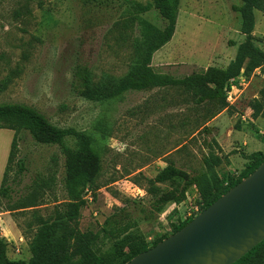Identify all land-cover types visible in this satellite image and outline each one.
Wrapping results in <instances>:
<instances>
[{
    "label": "rangeland",
    "instance_id": "1",
    "mask_svg": "<svg viewBox=\"0 0 264 264\" xmlns=\"http://www.w3.org/2000/svg\"><path fill=\"white\" fill-rule=\"evenodd\" d=\"M122 4L121 0L103 4L0 0V102L27 104L58 126L84 130L101 150L99 188L94 194L88 192L79 221L82 231L98 233L94 248L99 254L112 248L101 224L115 207L130 201V182L144 188L146 180L167 162L194 174L204 168V157L211 155L223 158L217 166L220 175L228 171L238 174L241 152L264 148V119L242 121L243 115L252 113L250 101L260 97L264 86L261 67L249 76L237 77L234 83L240 90H231L232 108L208 119L205 110L182 102L173 87L127 91L106 102L85 100L71 90V73L77 64L89 66L96 83L118 78L129 68L137 31L134 28L125 37L120 35V23L131 8L128 2ZM237 4L239 0H180L175 32L154 52L153 68L182 77L210 65L226 67L244 39L238 12L233 9ZM140 15L158 26L164 24L155 8ZM254 15L253 35L264 50V10L255 9ZM13 134L11 129L0 128V185ZM244 139L246 146L242 145ZM68 142L72 144V139ZM19 158L25 160L21 172L16 165ZM64 177L65 156L59 145L37 143L27 132L18 134L16 157L6 180L10 196H0V237L8 243L10 258L30 259L37 216H49L66 199ZM30 198L34 205L6 210L8 204ZM147 206L142 203L130 220L150 244L170 233L173 224L201 211L195 188L185 200L168 202L161 211Z\"/></svg>",
    "mask_w": 264,
    "mask_h": 264
},
{
    "label": "trees",
    "instance_id": "2",
    "mask_svg": "<svg viewBox=\"0 0 264 264\" xmlns=\"http://www.w3.org/2000/svg\"><path fill=\"white\" fill-rule=\"evenodd\" d=\"M103 4L105 0H90ZM130 3V10L120 23V35L137 31L132 45L134 58L127 71L118 78L94 82L92 70L86 64H77L72 69L70 87L79 97L94 102H106L120 97L127 91H142L153 88H176L181 101L199 110H205V118H212L232 106L227 100V91L235 84L237 77L250 75L257 67L264 73V50L255 42V9L264 10L263 0H239L233 5L238 12L239 31L244 39L238 43L234 57L226 67L207 66L182 77L157 72L152 64L155 51L165 45L173 36L179 12L180 0H150L141 3L136 0H121ZM122 4V5H124ZM155 8L164 24L156 25L140 13ZM128 31V32H127ZM131 34V33H130ZM260 97L250 101L252 117H264V86ZM196 109V110H197ZM99 126V125H97ZM0 128L14 131L7 162L0 185V196L9 197L10 187L6 185L11 164L16 157L18 134L27 132L37 143L56 144L65 156L64 188L66 199L54 206L47 216H37V227L29 250L28 261L12 259L7 255V241L0 237V264H123L138 253L153 246L181 228L191 217L173 224L170 233H164L151 244L140 228L131 221L135 210L147 202L151 211H161L168 202L180 203L189 190L195 188L200 210L207 207L229 188L250 174L263 160L264 152H241L246 159L238 172L220 175L217 166L221 155L204 157V168L194 174L177 167L173 162L160 168L153 178L146 180L144 187L149 198L141 201L129 197L122 206L115 207L105 217L100 230L112 240L111 251L99 254L94 248L98 233L82 231L79 221L82 209L88 201V192L94 194L99 188L98 178L102 171V154L95 138L84 130L62 127L52 123L37 108L20 102H0ZM103 138L105 135H102ZM72 139V144L68 142ZM18 172L25 169V160H16ZM135 183V182H134ZM168 184L169 186H163ZM141 203V204H139ZM34 205L32 198L8 204L6 210ZM144 209V208H143ZM232 264H264V239Z\"/></svg>",
    "mask_w": 264,
    "mask_h": 264
},
{
    "label": "water",
    "instance_id": "3",
    "mask_svg": "<svg viewBox=\"0 0 264 264\" xmlns=\"http://www.w3.org/2000/svg\"><path fill=\"white\" fill-rule=\"evenodd\" d=\"M264 239V160L181 228L123 264H232Z\"/></svg>",
    "mask_w": 264,
    "mask_h": 264
},
{
    "label": "built area",
    "instance_id": "4",
    "mask_svg": "<svg viewBox=\"0 0 264 264\" xmlns=\"http://www.w3.org/2000/svg\"><path fill=\"white\" fill-rule=\"evenodd\" d=\"M236 88H238V86L235 84H232L230 86V89L227 91V100L230 103H231V90L236 89ZM130 185H131L130 189L133 190V193L130 194L131 198H137V199H140L141 201H145L149 198V196H148V194L144 188L137 186L133 182H130ZM198 212H199V210L197 209L196 211L193 212L192 215L189 214V216H191V217L193 215L195 216Z\"/></svg>",
    "mask_w": 264,
    "mask_h": 264
},
{
    "label": "crops",
    "instance_id": "5",
    "mask_svg": "<svg viewBox=\"0 0 264 264\" xmlns=\"http://www.w3.org/2000/svg\"><path fill=\"white\" fill-rule=\"evenodd\" d=\"M241 75H242V74H241ZM241 75H240V76H241ZM239 84H243V83H239ZM235 85H236V84H235ZM236 90H238V92H239V90H240V86H239V85H238V88H236ZM229 103H230V102H229ZM231 103H232V102H231ZM249 109L251 110L250 106H249ZM246 116H247L248 118H247ZM246 116H245V115L242 116V121H244L245 123H247L248 119L251 120V121H254L255 119H256V120H259L260 118H261V119H264V117H262V116H258V117H256V118H253L252 115L249 114V113H248V115H246ZM218 142H219L220 146L222 147L221 142H220L219 139H218ZM242 145H243V146H246V145H247V141H246L245 139L243 140ZM222 148H224V147H222ZM257 150H260V151L264 152V148H262V149H257V148H256V150H253V151H257ZM253 151H252V152H253ZM244 153H246V152H244ZM249 153H251V152H249ZM247 154H248V153H247ZM238 158H239V159H238V168L240 167V168L242 169L243 166H244V163L246 162V159H245L244 157H242V156H241V157L238 156ZM228 160H229L230 163H232V157H228ZM241 169H240V170H241ZM240 170H238V172H239ZM228 172H229V173H233L232 171H228Z\"/></svg>",
    "mask_w": 264,
    "mask_h": 264
}]
</instances>
